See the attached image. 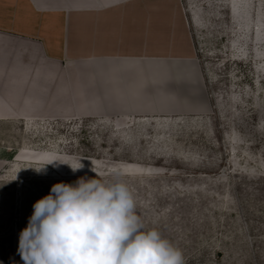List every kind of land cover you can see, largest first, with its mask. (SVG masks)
<instances>
[{
	"label": "rangeland",
	"instance_id": "obj_1",
	"mask_svg": "<svg viewBox=\"0 0 264 264\" xmlns=\"http://www.w3.org/2000/svg\"><path fill=\"white\" fill-rule=\"evenodd\" d=\"M181 2L208 109L1 117L0 264H24L19 234L54 184L110 182L113 170L124 173L145 228L185 264H264V0Z\"/></svg>",
	"mask_w": 264,
	"mask_h": 264
},
{
	"label": "crops",
	"instance_id": "obj_2",
	"mask_svg": "<svg viewBox=\"0 0 264 264\" xmlns=\"http://www.w3.org/2000/svg\"><path fill=\"white\" fill-rule=\"evenodd\" d=\"M181 0H0V118L208 109Z\"/></svg>",
	"mask_w": 264,
	"mask_h": 264
},
{
	"label": "clouds",
	"instance_id": "obj_3",
	"mask_svg": "<svg viewBox=\"0 0 264 264\" xmlns=\"http://www.w3.org/2000/svg\"><path fill=\"white\" fill-rule=\"evenodd\" d=\"M68 165L73 172L84 167ZM112 175L110 182L81 177L56 183L35 202L19 234L24 264H185L178 247L158 229L145 228L124 173Z\"/></svg>",
	"mask_w": 264,
	"mask_h": 264
},
{
	"label": "bare ground",
	"instance_id": "obj_4",
	"mask_svg": "<svg viewBox=\"0 0 264 264\" xmlns=\"http://www.w3.org/2000/svg\"><path fill=\"white\" fill-rule=\"evenodd\" d=\"M123 170L125 171H130V172H136V171H140L141 169L138 167H135L134 165H124L122 167Z\"/></svg>",
	"mask_w": 264,
	"mask_h": 264
}]
</instances>
